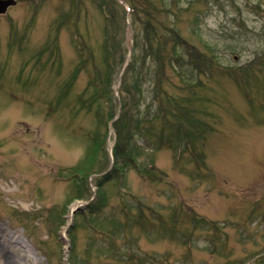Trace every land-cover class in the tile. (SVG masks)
I'll list each match as a JSON object with an SVG mask.
<instances>
[{
	"label": "rangeland",
	"instance_id": "1",
	"mask_svg": "<svg viewBox=\"0 0 264 264\" xmlns=\"http://www.w3.org/2000/svg\"><path fill=\"white\" fill-rule=\"evenodd\" d=\"M117 1L121 65L110 47L104 60L100 0H17L0 14V225L21 243L13 258L264 264V0H189L192 23L175 25L199 65L178 72L135 49L125 82L134 15ZM187 1H173L176 18ZM210 49L218 62L207 67ZM125 102L140 123L127 122L132 160L114 168Z\"/></svg>",
	"mask_w": 264,
	"mask_h": 264
},
{
	"label": "trees",
	"instance_id": "2",
	"mask_svg": "<svg viewBox=\"0 0 264 264\" xmlns=\"http://www.w3.org/2000/svg\"><path fill=\"white\" fill-rule=\"evenodd\" d=\"M122 1V5H126L129 14L134 15L135 17H133V22L132 18L130 22V25L131 23H133V26L131 25V59L126 64L124 73L122 75V79L124 80V82L126 81L128 76L129 79L136 80V76H134L135 74L133 75V70L136 68L137 65L134 56L135 49L140 50L143 63L146 58L151 59L155 62L157 61L159 64L168 63L170 66H172V68H174L173 70L178 72H183L184 70H193V67L199 65L197 60L201 59V53L196 52L194 49L191 48V45L187 42L186 38H184L182 34L176 29L175 25V23L179 22V18L185 19V23H192L187 22L188 20H191V18L186 17L188 13L190 15L189 6L191 3L189 0L187 1V6L180 8L179 15H177L178 18H176V14H174L173 10V7H175V5L173 4L174 0H160V3L156 2L155 0H138L139 4H136L134 0ZM166 1H170V3L168 4ZM98 7L104 14L105 25L103 26V31L106 32L107 35V39L105 37L103 42V48L105 49H103L104 60H106V58H109L110 47L112 49L111 53L113 57H116V55H118V65H121V63H123L125 59L122 58L124 57L122 55V49L118 47L120 46L121 41H117L115 45L110 43L111 39L115 36H120L121 38H123L124 36L126 29V8L124 9V5L121 6L117 0H100V2L98 3ZM166 19L168 20V22L166 21ZM210 51L211 52L209 55L211 56L207 57V67L213 65V63L218 62L214 51H212L211 49ZM227 76L235 80L240 92L244 93V96L245 98H247L248 101L249 99L251 100L252 95L247 89V81L239 79L240 76L234 71L228 72ZM78 98L81 99V95ZM166 100L168 101L169 105H171L173 108L179 107L181 105L180 100L174 98L171 99V96L166 98ZM133 104V102L132 104H128L125 102L119 114V117L113 122V127L115 131V143L112 148L114 168L115 165H119L116 161L128 164V162L132 160V146L130 144V140L133 138L135 131L133 129V126L136 127V125L140 123V121L138 120V116L136 117L137 111L133 110V108L130 107ZM137 108L138 107H136V109ZM152 117L153 121L159 119L158 114H153ZM131 119L133 120L135 125H133L132 128H129L130 126L129 124H127V122H130ZM123 120L125 124L121 122ZM90 139L93 140V142H96V139L92 136V134L90 136ZM95 145L96 143L91 149V153L89 155L90 158L88 160V163H86L87 165H92L97 155V151L94 149ZM87 165H84L85 167L82 169L84 173L88 172ZM103 168L104 167H102V169ZM88 194L89 196H91L90 193ZM77 198L84 199L85 197L82 194H79Z\"/></svg>",
	"mask_w": 264,
	"mask_h": 264
},
{
	"label": "bare ground",
	"instance_id": "3",
	"mask_svg": "<svg viewBox=\"0 0 264 264\" xmlns=\"http://www.w3.org/2000/svg\"><path fill=\"white\" fill-rule=\"evenodd\" d=\"M14 234H16V233H6L5 231H4V229L2 228V226L0 225V239H3V242L5 243V247L8 249V251L10 252V255L8 256L9 258H7L6 259V264H19L18 263V259H14L13 258V250H14V248L12 247V245L13 244H21L19 241H17V240H13V238H15L16 236H14ZM1 250V249H0ZM12 252H11V251ZM5 252V249H2L1 251H0V264H5V263H3L2 261H1V252ZM5 254H6V252H5Z\"/></svg>",
	"mask_w": 264,
	"mask_h": 264
},
{
	"label": "water",
	"instance_id": "4",
	"mask_svg": "<svg viewBox=\"0 0 264 264\" xmlns=\"http://www.w3.org/2000/svg\"><path fill=\"white\" fill-rule=\"evenodd\" d=\"M16 0H0V14H3L7 9L15 5Z\"/></svg>",
	"mask_w": 264,
	"mask_h": 264
}]
</instances>
